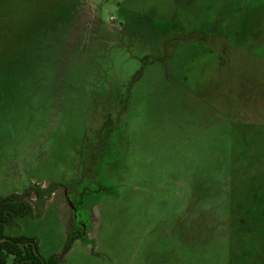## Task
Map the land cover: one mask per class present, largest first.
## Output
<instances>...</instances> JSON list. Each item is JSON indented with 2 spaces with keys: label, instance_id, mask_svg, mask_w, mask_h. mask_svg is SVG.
<instances>
[{
  "label": "rangeland",
  "instance_id": "374dc122",
  "mask_svg": "<svg viewBox=\"0 0 264 264\" xmlns=\"http://www.w3.org/2000/svg\"><path fill=\"white\" fill-rule=\"evenodd\" d=\"M11 194L59 264H264V0H0Z\"/></svg>",
  "mask_w": 264,
  "mask_h": 264
},
{
  "label": "trees",
  "instance_id": "16d2710c",
  "mask_svg": "<svg viewBox=\"0 0 264 264\" xmlns=\"http://www.w3.org/2000/svg\"><path fill=\"white\" fill-rule=\"evenodd\" d=\"M65 44L66 42L62 41L50 42L44 44V50L46 51V46L49 47L50 51L64 49ZM20 197L18 194H11L5 198H0V264H6L10 256L14 258V264H59L61 261L59 256H51L45 259L39 253L38 242L34 238L6 235L7 229L17 218L33 216L32 205ZM2 239L6 240L3 241ZM76 239L87 242V237L73 234L66 245V251Z\"/></svg>",
  "mask_w": 264,
  "mask_h": 264
},
{
  "label": "flooded vegetation",
  "instance_id": "af4514ba",
  "mask_svg": "<svg viewBox=\"0 0 264 264\" xmlns=\"http://www.w3.org/2000/svg\"><path fill=\"white\" fill-rule=\"evenodd\" d=\"M58 187H63L65 189L64 190L65 199L68 203L69 209L72 211V215H73L72 219H73L74 217L77 216L79 209L83 208L85 206V201L83 200V198L79 202L73 201L70 197L69 191L67 190V188L63 182L51 183V184H49V187H46V188H43L41 186L35 187L34 189L36 192V198L43 204L46 201L45 199L48 197V195H52L55 192L54 189L58 188ZM20 198L22 199L23 196H21ZM34 211H35V209L33 207V214H34ZM75 228H72V230L70 232L71 234H78L80 236L86 237V235H87L86 232L88 230V227L86 225L82 226V223L80 222L79 226L75 225Z\"/></svg>",
  "mask_w": 264,
  "mask_h": 264
},
{
  "label": "water",
  "instance_id": "95a60500",
  "mask_svg": "<svg viewBox=\"0 0 264 264\" xmlns=\"http://www.w3.org/2000/svg\"><path fill=\"white\" fill-rule=\"evenodd\" d=\"M3 241L6 240V239H2Z\"/></svg>",
  "mask_w": 264,
  "mask_h": 264
}]
</instances>
